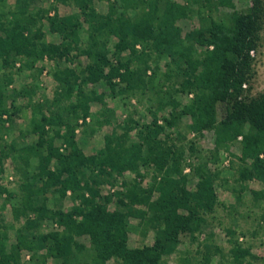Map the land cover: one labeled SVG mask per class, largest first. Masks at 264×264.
Instances as JSON below:
<instances>
[{
  "label": "trees",
  "instance_id": "1",
  "mask_svg": "<svg viewBox=\"0 0 264 264\" xmlns=\"http://www.w3.org/2000/svg\"><path fill=\"white\" fill-rule=\"evenodd\" d=\"M72 1L75 12L60 15L56 11L48 14V10L34 6L33 10H27V0H14L13 7L3 10L5 0H0V65L5 69H0L1 120V114L10 117L19 108L14 104L15 95L29 98L35 86L27 83L14 89L12 95L5 91L13 79L10 67L15 60H22L18 68L42 70V65H36L37 60H55L72 48H77L75 55L86 57L78 71L55 65L52 76L56 85L51 99L27 103L31 111L28 126L19 131V137H30L18 147V156L25 163L19 167L17 204L11 208L14 218L24 220L17 228L11 248H6V233L0 232V264H16L14 249L21 248L35 251L45 248V256L64 255L62 261H70L71 246L86 255L78 264H167L163 255L177 241V235L189 228L197 213L210 210L216 202L212 173L202 171L204 165L198 164L196 181L192 187L187 186L180 151L157 136L162 126L156 117L142 125L138 143L123 144L116 137L105 141L101 154L85 153L76 141L75 126L79 118L84 122L89 115V102L100 96L84 86L103 79L114 95L143 86L160 90L164 79L170 75L177 77L184 99L169 95L166 124L184 117L188 129L211 131L214 152L237 140L236 179L260 180L263 187L250 191L254 197L264 198V93L241 94L242 83L251 74L250 50L258 45L262 0H250L242 11L231 10L226 20L213 19L210 0H205L207 13L197 6V24L186 29L179 25L178 19L187 17L189 9L186 3L177 0H108L104 12L95 9L94 0ZM215 2L232 5V0ZM42 18L48 22L50 31L58 33L57 41L45 38ZM83 23L84 37L80 33ZM109 38H113V49L107 53L104 46ZM160 58L164 59V71L158 74L157 65L144 79L149 62H158ZM120 82L123 87L119 88ZM218 105L223 107L219 116ZM144 144L147 157L142 155ZM14 146L13 138L0 147V162ZM30 155L33 164L28 169ZM140 161L154 164L157 179L147 189L141 188L139 179H133L127 193L118 195L117 201L124 204L126 197L129 203L147 204L148 211L107 209L104 204L107 197H103V202L95 199L98 193L94 185L108 170L118 173L137 169ZM84 169L89 170L88 174H84ZM2 190L5 188L0 185ZM50 190L59 197L69 191L77 203L70 208L61 204L48 207ZM153 192L155 197L150 199ZM128 214L142 218L144 225H151L154 235L150 243L127 244ZM44 217L54 220L59 229L29 234ZM79 236L87 239V245L75 239ZM207 261L205 252L201 263ZM237 264H264V261L240 260Z\"/></svg>",
  "mask_w": 264,
  "mask_h": 264
},
{
  "label": "rangeland",
  "instance_id": "2",
  "mask_svg": "<svg viewBox=\"0 0 264 264\" xmlns=\"http://www.w3.org/2000/svg\"><path fill=\"white\" fill-rule=\"evenodd\" d=\"M110 1V0H109ZM186 3L189 15L178 19L179 25L186 29L197 24L196 8L200 6L204 14L207 8L204 6L205 0L193 2L191 0H177ZM108 0H94L93 6L97 11L104 12L107 8ZM14 0H5V5L1 6L3 10L13 7ZM250 4V0H232V5H219L215 0H210V15L213 19H227V13L231 10H245ZM40 7L48 10V14L56 11L58 14H71L75 12L72 0H27V10H33L34 7ZM207 19V16L205 17ZM41 27L45 38L51 41H57L59 35L57 32L50 31L48 22L45 18L41 19ZM81 36L84 37L85 23L80 25ZM258 45L252 50L251 74L241 92L242 95L255 96L264 93V0H262V15L259 28ZM113 38H109L104 48L107 53L111 52ZM140 48L138 44L135 45ZM77 48H72L68 54L56 56L55 60H37L36 65H42V70L36 67H21V58L15 60V64L10 67L13 72V79L8 83L5 91L14 94L16 88L22 85H35L34 90L30 92L29 98L15 95L14 104L19 108L13 112L10 117L1 114L0 119V147L8 145L11 139H15L14 148L9 150L7 156L1 158L0 162V185L5 190L0 191V232L6 233L5 245L9 249L16 240L17 228L20 226L24 217L14 218L12 215V205L17 204L18 183L21 180L19 167L25 162L24 158L19 157L18 147L23 145L30 136L19 137V131H25L28 126L30 116V106L28 101L33 100L48 101L53 95V89L56 81L52 76L55 65L58 68L70 66L76 71L82 67L86 57L81 54L75 55ZM125 52H123L124 54ZM163 58L158 62L150 61L149 67L145 69L143 78L146 79L151 68H156L157 73L164 71ZM56 63V64H55ZM3 66L0 65V69ZM0 70V72H1ZM5 70V69H4ZM159 81H162L161 79ZM177 77L170 75L164 79L160 90H151L145 86L137 88L133 92L116 93L111 95L109 88L103 79L90 82L85 89H93L99 94L100 99H93L89 102V115L85 117L84 122L79 118L75 126L76 141L85 153L101 154L105 141H111L120 137L123 144L131 142L138 143L141 137L142 125L149 123L152 117H156L158 124L162 126L157 136L164 139L166 144L174 146L180 151V166L182 173L186 178V185L192 187L196 181V166L203 164L202 171L212 173V185L216 192V202L208 211L197 213L191 220L188 229L181 231L177 235V241L172 247L164 253L163 257L167 264H202V254L207 253L208 261L206 264H237L238 261L246 260L264 261V198L254 197L250 189H260L263 183L256 178H248L244 182L236 179L237 166L239 165L238 142L237 140L229 142L228 147H221L216 152L213 151V135L211 131L202 130L195 132L188 129L186 119L182 117L173 124L167 125V117L170 109L169 95L176 97L180 101L184 99V94L180 91ZM118 87H123L119 83ZM145 87V88H144ZM216 115L223 113L222 105L217 106ZM240 136L237 137L239 139ZM6 148V147H5ZM142 155L148 156L145 144L142 145ZM28 169L33 164V156H29ZM52 162L50 163V166ZM89 170L84 169V174ZM157 171L154 164L150 161L138 162L137 169H125L120 172L108 170L102 178L94 185L98 196L96 200L103 202L107 209L118 208L122 211L139 208L147 210V204L141 202L129 203L127 198L124 204L117 201V196L127 193L133 179H139L141 188H149L155 178ZM243 183L245 186H242ZM8 192L10 194L8 195ZM14 193V194H12ZM155 197V192L150 199ZM73 201L69 191L59 197L57 192L50 190L47 194L46 204L48 207H54L61 204L64 208H70ZM148 211V210H147ZM149 214L151 212H148ZM147 213V214H148ZM82 217V216H81ZM146 217V216H145ZM127 221V244L137 246L143 243H150L153 239V229L150 224L144 225L142 218L128 214ZM59 229L58 224L48 218L41 219L40 224L31 228L29 234L33 232H44L48 230ZM29 234H25L30 238ZM27 237V238H28ZM75 239L87 245V239L83 236ZM47 243H50L48 240ZM15 250L16 264H78V260L84 259L83 250H77L70 247V261H62L52 255H47L45 248L39 250H30L21 248ZM87 259V258H86ZM71 262V263H70Z\"/></svg>",
  "mask_w": 264,
  "mask_h": 264
},
{
  "label": "built area",
  "instance_id": "3",
  "mask_svg": "<svg viewBox=\"0 0 264 264\" xmlns=\"http://www.w3.org/2000/svg\"><path fill=\"white\" fill-rule=\"evenodd\" d=\"M250 53L252 54V50H250ZM242 86H245V83H242Z\"/></svg>",
  "mask_w": 264,
  "mask_h": 264
}]
</instances>
